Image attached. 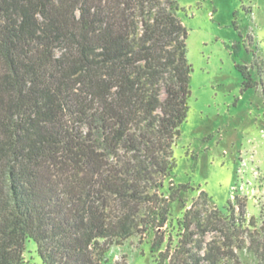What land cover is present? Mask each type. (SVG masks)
<instances>
[{
	"label": "trees",
	"instance_id": "1",
	"mask_svg": "<svg viewBox=\"0 0 264 264\" xmlns=\"http://www.w3.org/2000/svg\"><path fill=\"white\" fill-rule=\"evenodd\" d=\"M179 10L0 0V264H24L30 240L44 264H104L135 234L156 264H231L243 247L230 201L172 212L192 188L170 185L191 92Z\"/></svg>",
	"mask_w": 264,
	"mask_h": 264
},
{
	"label": "rangeland",
	"instance_id": "2",
	"mask_svg": "<svg viewBox=\"0 0 264 264\" xmlns=\"http://www.w3.org/2000/svg\"><path fill=\"white\" fill-rule=\"evenodd\" d=\"M177 1L192 72L170 185L193 189L172 212L194 201L205 214L226 212L230 201L244 240L231 264H264V0ZM215 237L223 238L209 231L206 240ZM150 245L149 235L135 234L112 245L104 264H156ZM24 257L44 264L32 240Z\"/></svg>",
	"mask_w": 264,
	"mask_h": 264
}]
</instances>
